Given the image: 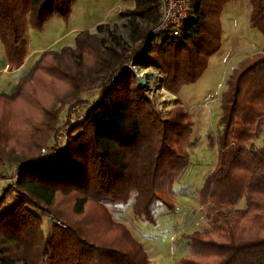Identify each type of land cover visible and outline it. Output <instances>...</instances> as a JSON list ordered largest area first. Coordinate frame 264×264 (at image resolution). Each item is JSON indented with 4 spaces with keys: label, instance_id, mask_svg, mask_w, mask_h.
I'll return each mask as SVG.
<instances>
[{
    "label": "trees",
    "instance_id": "trees-1",
    "mask_svg": "<svg viewBox=\"0 0 264 264\" xmlns=\"http://www.w3.org/2000/svg\"><path fill=\"white\" fill-rule=\"evenodd\" d=\"M73 1L0 0V44L10 70L24 61L27 30L42 28L52 15L66 17ZM230 1L190 0L173 34L152 33L157 0H133L119 12L130 44L115 26L98 24L107 42L81 31L74 47L45 50L12 89L0 92V109L9 112L0 114V165L15 164L0 176L16 178L0 188V264H149L108 206L133 198L135 216L151 223L158 202L173 207L167 194L188 163L194 125L179 92L200 79L219 50L220 16ZM247 2L248 23L264 37V0ZM130 61L163 74V88L177 97L172 110L156 109L132 71L122 69ZM97 81L84 114L66 116L62 129L59 120L87 102L83 96ZM17 100L26 104L21 113L12 108ZM220 109L217 160L198 189L207 226L186 235L188 253L179 264H264V140L259 146L251 140L264 133V45L230 72ZM57 133L66 145L44 159L40 149L50 148ZM65 197L73 200L62 210L56 201ZM86 208L95 210L83 218Z\"/></svg>",
    "mask_w": 264,
    "mask_h": 264
},
{
    "label": "rangeland",
    "instance_id": "rangeland-1",
    "mask_svg": "<svg viewBox=\"0 0 264 264\" xmlns=\"http://www.w3.org/2000/svg\"><path fill=\"white\" fill-rule=\"evenodd\" d=\"M133 5V0H74L66 17L52 15L42 28H29L26 32L27 51L22 65L15 70H10L7 65L5 71L2 68L6 61H0V92L12 89L19 78L28 72L31 65L45 50L58 51L64 46L74 47L75 36L78 33L85 30L96 32L98 24L107 25V29H112L115 26L116 34L124 42L130 44L126 18H120L119 12L132 8ZM248 11L247 0H231L225 5L220 16L222 31L219 50L210 57L207 69L200 79L195 83L183 86L179 92L182 106L189 111L194 125L191 144L187 148L188 163L179 180L173 183L167 194L173 207L168 209L163 203L158 202L155 208L156 220L151 223L143 216H135L132 210L133 198H130L125 205L108 206L113 220L123 224L142 244L147 253L149 264H179L180 259L188 253L186 235L207 226L204 207L198 198V189L204 177L214 168L217 160L216 133L221 113L220 96L225 87V80L243 58L257 52L264 45V37L261 32L250 27L248 23ZM97 35L106 41V31L98 32ZM162 36L158 39L160 40ZM3 56L5 57V53L0 44V59H3ZM131 62L122 66V69L127 68L132 71L137 85L153 102L156 109L165 113L172 110L177 97L175 95L172 99L165 97L164 92L168 91L163 88V74L152 67L148 68L157 73L161 85L160 92L151 93L144 84L138 83L137 78L138 70L147 69L134 66ZM46 79L43 77L37 84H43L47 81ZM99 84L97 81L83 96L84 102L87 101L84 105L78 102L71 106V108L75 107V111L67 110L66 115L58 122V125L63 126L62 129L66 127V116L71 120H77L84 114L87 107L85 105L96 96ZM38 87L40 86H37V90ZM12 108L17 113H21L19 110L26 108V104L17 100ZM0 114L6 117L9 112L0 109ZM41 120L42 117L37 113V127ZM57 135L59 134L57 133ZM251 140L256 146L261 145L264 133ZM14 168L15 164L12 162L0 165L1 176L12 174ZM1 176L0 188L11 181V179L4 180ZM72 200L73 197H65L58 198L56 202L59 208L67 210L68 204ZM94 210L95 208L93 210L86 208L80 216L91 217ZM1 211L2 208H0V213ZM97 213L101 214L100 210ZM44 221L46 222L47 219L44 218Z\"/></svg>",
    "mask_w": 264,
    "mask_h": 264
},
{
    "label": "built area",
    "instance_id": "built-area-1",
    "mask_svg": "<svg viewBox=\"0 0 264 264\" xmlns=\"http://www.w3.org/2000/svg\"><path fill=\"white\" fill-rule=\"evenodd\" d=\"M190 0H157L158 5V23L152 29V33H159L164 30H170L171 33L176 34L181 28L183 21L187 15ZM75 111V107L71 108ZM81 117V116H80ZM77 120H79V118ZM66 145L65 136L59 134L56 136L54 143L50 148H42L41 156L44 159L57 154ZM11 181L16 182V178L13 177Z\"/></svg>",
    "mask_w": 264,
    "mask_h": 264
},
{
    "label": "bare ground",
    "instance_id": "bare-ground-1",
    "mask_svg": "<svg viewBox=\"0 0 264 264\" xmlns=\"http://www.w3.org/2000/svg\"><path fill=\"white\" fill-rule=\"evenodd\" d=\"M137 72H138L137 75L142 81V84H144L151 93L161 91V85L159 82V78H158L157 73L154 70L152 69L138 70ZM164 95L165 97L167 96L169 99L174 98V95L168 92H164ZM164 100H167V99H164Z\"/></svg>",
    "mask_w": 264,
    "mask_h": 264
},
{
    "label": "crops",
    "instance_id": "crops-1",
    "mask_svg": "<svg viewBox=\"0 0 264 264\" xmlns=\"http://www.w3.org/2000/svg\"><path fill=\"white\" fill-rule=\"evenodd\" d=\"M0 61H6V64H5V66L2 68V70H5L6 71V69H7V65H8V61H7V59L3 56V59H0Z\"/></svg>",
    "mask_w": 264,
    "mask_h": 264
},
{
    "label": "water",
    "instance_id": "water-1",
    "mask_svg": "<svg viewBox=\"0 0 264 264\" xmlns=\"http://www.w3.org/2000/svg\"><path fill=\"white\" fill-rule=\"evenodd\" d=\"M137 78H138V83L142 84V81L140 80V78L138 76H137Z\"/></svg>",
    "mask_w": 264,
    "mask_h": 264
}]
</instances>
